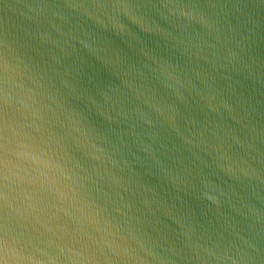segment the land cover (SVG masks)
<instances>
[{
    "label": "water",
    "instance_id": "obj_1",
    "mask_svg": "<svg viewBox=\"0 0 264 264\" xmlns=\"http://www.w3.org/2000/svg\"><path fill=\"white\" fill-rule=\"evenodd\" d=\"M69 2L0 0V255L264 264V0L123 39Z\"/></svg>",
    "mask_w": 264,
    "mask_h": 264
},
{
    "label": "clouds",
    "instance_id": "obj_2",
    "mask_svg": "<svg viewBox=\"0 0 264 264\" xmlns=\"http://www.w3.org/2000/svg\"><path fill=\"white\" fill-rule=\"evenodd\" d=\"M45 11L48 16L54 17L64 22H70L72 19L91 23V25L100 32L110 34L112 37L123 39L133 33L134 29L148 33V29L157 24L153 15H158L165 23L185 24L192 21L203 20L208 25L213 26V20L208 11L195 0L188 3L167 2L152 4L138 3L135 0H91V2H69L64 5L47 6ZM4 47V81L5 90L9 81V62L8 49L9 44L5 42ZM7 155V145H5ZM20 260H29L31 264H42L41 261L31 258L20 257ZM0 264H11L7 245L3 255H0Z\"/></svg>",
    "mask_w": 264,
    "mask_h": 264
}]
</instances>
